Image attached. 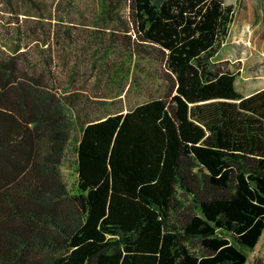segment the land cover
Segmentation results:
<instances>
[{
	"label": "trees",
	"instance_id": "obj_1",
	"mask_svg": "<svg viewBox=\"0 0 264 264\" xmlns=\"http://www.w3.org/2000/svg\"><path fill=\"white\" fill-rule=\"evenodd\" d=\"M123 5L167 90L80 123L73 188L60 167L77 124L50 61L21 69L23 43L0 57V264H245L262 234L264 87L241 94L215 62L233 5L99 0V22L123 24Z\"/></svg>",
	"mask_w": 264,
	"mask_h": 264
},
{
	"label": "rangeland",
	"instance_id": "obj_2",
	"mask_svg": "<svg viewBox=\"0 0 264 264\" xmlns=\"http://www.w3.org/2000/svg\"><path fill=\"white\" fill-rule=\"evenodd\" d=\"M235 18L218 65L236 75V89L242 94L264 86V0H226ZM99 0H0V57L13 53L20 67L37 74L50 66L44 77L53 89L72 105L77 127L72 131L60 167L63 179L76 184L74 146L78 126L118 111L126 112L167 90V74L157 51L141 58L128 9L119 10L120 25L99 22ZM66 31L69 36H66ZM40 34V35H39ZM49 37L39 46V36ZM148 48V45H145ZM35 67H31L33 64ZM31 68V70H30ZM22 71V70H21ZM245 264H264V228Z\"/></svg>",
	"mask_w": 264,
	"mask_h": 264
},
{
	"label": "crops",
	"instance_id": "obj_3",
	"mask_svg": "<svg viewBox=\"0 0 264 264\" xmlns=\"http://www.w3.org/2000/svg\"><path fill=\"white\" fill-rule=\"evenodd\" d=\"M225 44H226V42H225ZM224 44V45H225ZM224 45H222V47L220 48V50H219V52H218V55H219V53L221 54V51L223 50V46ZM217 55V56H218ZM217 56H216V59H217ZM222 60H225L224 58H222V59H220V60H218V61H222ZM217 60L215 61V62H218ZM222 66H224V65H222ZM234 73V72H233ZM236 81V80H235ZM235 87H236V85H235ZM264 87V86H263ZM263 87H261V88H263ZM257 89H260V88H257ZM256 88H254V90H252V91H249V92H247V93H242L243 95H249L250 93H252L253 91H255V90H257Z\"/></svg>",
	"mask_w": 264,
	"mask_h": 264
}]
</instances>
